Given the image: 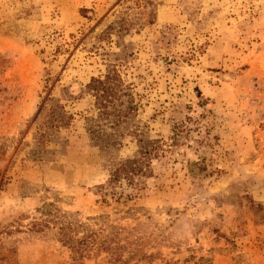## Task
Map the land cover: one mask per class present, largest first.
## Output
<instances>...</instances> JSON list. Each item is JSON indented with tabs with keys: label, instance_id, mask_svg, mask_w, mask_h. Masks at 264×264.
<instances>
[{
	"label": "rangeland",
	"instance_id": "374dc122",
	"mask_svg": "<svg viewBox=\"0 0 264 264\" xmlns=\"http://www.w3.org/2000/svg\"><path fill=\"white\" fill-rule=\"evenodd\" d=\"M138 139L149 175L106 185ZM61 217L108 248L75 258ZM0 264H264V0H0Z\"/></svg>",
	"mask_w": 264,
	"mask_h": 264
},
{
	"label": "trees",
	"instance_id": "16d2710c",
	"mask_svg": "<svg viewBox=\"0 0 264 264\" xmlns=\"http://www.w3.org/2000/svg\"><path fill=\"white\" fill-rule=\"evenodd\" d=\"M120 85L121 82L115 73H106L103 77L93 78L88 85V90L92 92L95 99L97 113L87 118L89 123L87 130L91 134L92 139L95 137V139L100 140L98 146L103 150H107L110 146L115 147L122 144L116 138H108V134L102 132L100 125L101 121H107L111 117L113 118V124L119 125L129 116L128 113L118 108L122 105L119 99ZM138 142L139 145L132 157L119 160L114 164L110 170L106 185L114 186L123 182L126 185L135 186L141 176L149 175L152 164L151 159L152 156H155L156 144L154 143L156 142L143 139H138ZM59 224L56 229L58 240L69 247L73 256L77 259L89 257L95 248L98 251L108 248L109 241H107L106 235L102 236L100 240H97V235L95 234L77 236L79 230L85 229L86 224L82 222L77 223L70 219L64 220L61 217ZM115 254L114 259L116 261H114L119 262L120 255L118 253Z\"/></svg>",
	"mask_w": 264,
	"mask_h": 264
}]
</instances>
